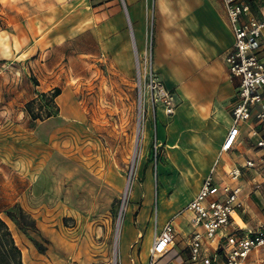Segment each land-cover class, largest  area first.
I'll return each mask as SVG.
<instances>
[{"label": "rangeland", "instance_id": "obj_1", "mask_svg": "<svg viewBox=\"0 0 264 264\" xmlns=\"http://www.w3.org/2000/svg\"><path fill=\"white\" fill-rule=\"evenodd\" d=\"M97 1L0 0V218L22 264H112L123 204L117 264H147L156 229L185 207L203 181V169L192 170V122L174 124L178 106L171 115L159 103L140 109L135 68L128 78L92 46ZM55 88L58 113L32 121L25 104ZM138 110L142 158L123 199ZM173 124L178 129L171 140ZM84 168L98 181H84ZM260 210L262 218L251 214L248 229L264 227ZM1 248L0 242V264L8 262ZM247 259L264 264V247Z\"/></svg>", "mask_w": 264, "mask_h": 264}, {"label": "crops", "instance_id": "obj_2", "mask_svg": "<svg viewBox=\"0 0 264 264\" xmlns=\"http://www.w3.org/2000/svg\"><path fill=\"white\" fill-rule=\"evenodd\" d=\"M61 1L63 4L64 0H53L55 4ZM93 10L96 29L92 30L91 39L98 54L115 60L120 72L130 78L136 54L144 59L149 50L160 80L178 97V107L171 117L176 116L181 105L187 107V116L181 124L188 119L196 127L187 139L191 145L189 150L197 159L192 170L202 168L204 172L200 181L212 173L220 186L243 187L241 205L232 217L230 230L247 228L251 214L261 219L259 210L264 205L249 194L250 176L234 179L231 171L241 168L248 160L257 161L262 155L256 139H264V120H258L256 114L264 111V100L251 109L250 119L239 126L237 142L229 150H222L238 85L224 63L234 38L222 0H98ZM252 14L264 22V0L253 1ZM258 57L264 63V28ZM198 187L188 203L197 195ZM252 199L261 206L259 210ZM179 217L173 221L174 239L170 250L157 258V261L166 258L163 264H190L189 216ZM156 233H159L157 229ZM213 264L223 262L217 260Z\"/></svg>", "mask_w": 264, "mask_h": 264}, {"label": "built area", "instance_id": "obj_3", "mask_svg": "<svg viewBox=\"0 0 264 264\" xmlns=\"http://www.w3.org/2000/svg\"><path fill=\"white\" fill-rule=\"evenodd\" d=\"M253 1L222 0L234 38L232 48L224 56V63L230 75L238 80L231 125L222 146L225 151L237 142L239 126L250 119L251 109L264 100V63L258 57L264 22L252 14ZM135 62L139 108L148 103L154 110L159 103L165 114L171 115L178 106V97L160 80L151 53L142 62L136 54ZM256 118L263 121L264 111L257 112ZM256 146L262 152L259 159L246 161L241 168H234L231 175L234 179L249 175V194L264 205V139L257 138ZM242 193V186L216 184L210 173L203 180L197 195L178 212L176 216H189L190 264H213L219 255L223 256V264H242L252 251L264 247V227L251 230L243 226L230 230L232 217L241 205ZM176 216L169 219L159 233H154L147 264H156L157 258L170 250Z\"/></svg>", "mask_w": 264, "mask_h": 264}, {"label": "trees", "instance_id": "obj_4", "mask_svg": "<svg viewBox=\"0 0 264 264\" xmlns=\"http://www.w3.org/2000/svg\"><path fill=\"white\" fill-rule=\"evenodd\" d=\"M60 94V90L55 88L52 91L41 92L35 98L25 104V113L32 120H46L54 117L58 113V106L55 102L56 97ZM7 217L18 222L17 215L11 212L6 213ZM23 216L24 212L19 208V216ZM0 242L4 246L1 248L3 258L8 262L2 264H22L20 250L14 244L10 232L5 222L0 218ZM4 239V240H3ZM8 243V246L6 245Z\"/></svg>", "mask_w": 264, "mask_h": 264}, {"label": "bare ground", "instance_id": "obj_5", "mask_svg": "<svg viewBox=\"0 0 264 264\" xmlns=\"http://www.w3.org/2000/svg\"><path fill=\"white\" fill-rule=\"evenodd\" d=\"M141 113H142V110H138L136 129H135V134H134V138H133V147H132V150H131L130 174H128L129 176H128V178L125 181L124 187L122 188V197H123V199H125L127 196H129L131 194V192H132L131 177L133 176L132 174L134 172H136L137 165H138V163L140 164V161H141V158H142V151H141V148H140V145H139V136L141 134V121H140ZM177 115H179V117L176 119ZM186 116H187V107H185V104H183V105H181L180 109L176 111L174 124H179L178 123L179 120H180V123H181L186 118ZM174 124L171 125L173 127H171V129H170L171 131L169 133V139H171V140H173V136H174L176 130L178 129V125H174ZM142 132H143L142 134H144L143 130H142ZM167 133H168V130H167ZM142 134H141V136H142ZM166 147L168 148V146H166ZM169 149H170V151L168 152V157L171 156V153H172L171 151H174L173 148H169ZM66 160H67V158H66ZM66 160L63 159V161H66ZM89 163L87 165H89ZM79 172L82 174V177H83L84 181H89V182L98 181V178L95 177L92 174V172L90 170H88V169H85V168L84 169H80ZM110 174H111V171L107 173V176H109ZM115 182L118 185V182L116 180H115ZM125 209H126V206L123 204L122 208H121L120 215H119V217L117 219V224H116V228H115V232H114V246H113V253H112V256H113L112 264H117V246H118V240H119V237H120L119 235H120V228H121L122 212L125 211Z\"/></svg>", "mask_w": 264, "mask_h": 264}]
</instances>
